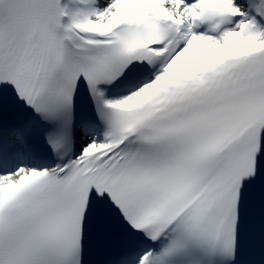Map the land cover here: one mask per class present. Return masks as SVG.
Masks as SVG:
<instances>
[{"label": "snow or ice", "instance_id": "1", "mask_svg": "<svg viewBox=\"0 0 264 264\" xmlns=\"http://www.w3.org/2000/svg\"><path fill=\"white\" fill-rule=\"evenodd\" d=\"M0 264H264V0H0Z\"/></svg>", "mask_w": 264, "mask_h": 264}]
</instances>
